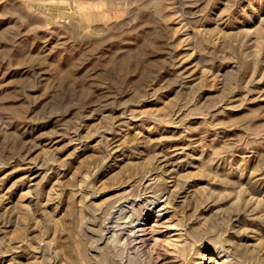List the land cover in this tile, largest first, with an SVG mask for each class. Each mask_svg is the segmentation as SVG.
Returning <instances> with one entry per match:
<instances>
[{
	"label": "rangeland",
	"instance_id": "374dc122",
	"mask_svg": "<svg viewBox=\"0 0 264 264\" xmlns=\"http://www.w3.org/2000/svg\"><path fill=\"white\" fill-rule=\"evenodd\" d=\"M222 258L264 264V0H0V264Z\"/></svg>",
	"mask_w": 264,
	"mask_h": 264
},
{
	"label": "bare ground",
	"instance_id": "6f19581e",
	"mask_svg": "<svg viewBox=\"0 0 264 264\" xmlns=\"http://www.w3.org/2000/svg\"><path fill=\"white\" fill-rule=\"evenodd\" d=\"M146 186H149V184H147ZM146 189L148 190V187ZM166 203H168V202H166ZM139 205L136 202H133V200L129 199L126 196L122 197L121 204L118 206L119 215H117L116 217H113V219L114 218L115 219L110 222L112 225H110V226L107 227V230H106V233H105V234H112L110 236V238H112L115 241V243H119L120 240H121V236L120 235L123 236V234H125L124 235L125 238H123L124 241H126V242H128V241H132V242L135 241L136 242V241L139 240V243H142V244L144 243L145 244V242H146L145 241V235H146V231H147L146 230V223L143 221L144 219H141V221H139L140 217L144 216V214H142V213L135 214L136 212H138V209L141 207V205L140 206ZM127 208H131L132 211L135 212L134 215H136V217H138V218L137 219H134L132 214L131 215H128L126 213V209ZM118 209L115 210V211H112L113 215H115L116 213H118ZM122 220H124V221L122 222ZM136 221H137V223H136ZM131 224H133V225H131ZM132 234H134V235H132ZM213 243H216L217 244V242L214 241V240H213ZM214 252H216V251H214ZM209 258H212V255H210ZM211 260H214L215 261V259H211ZM227 260H228L227 258H225V259L222 258V260L220 262L219 261H216V264H229L227 262ZM214 261H211V262H214Z\"/></svg>",
	"mask_w": 264,
	"mask_h": 264
}]
</instances>
